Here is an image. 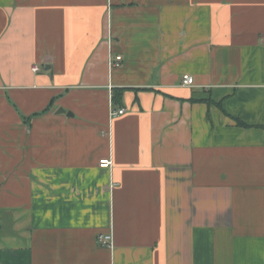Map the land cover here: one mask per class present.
<instances>
[{
  "label": "crops",
  "instance_id": "obj_1",
  "mask_svg": "<svg viewBox=\"0 0 264 264\" xmlns=\"http://www.w3.org/2000/svg\"><path fill=\"white\" fill-rule=\"evenodd\" d=\"M0 224V264H264V0H0Z\"/></svg>",
  "mask_w": 264,
  "mask_h": 264
},
{
  "label": "built area",
  "instance_id": "obj_2",
  "mask_svg": "<svg viewBox=\"0 0 264 264\" xmlns=\"http://www.w3.org/2000/svg\"><path fill=\"white\" fill-rule=\"evenodd\" d=\"M122 60V56L118 55L114 58H112L111 60V64L113 65H120V61ZM40 66L35 65L33 67L34 71H38L40 70ZM195 83V79L191 74H184L182 77V85L184 86H192ZM126 112L125 108H120V109H112L111 114L112 116H117V115H121L124 114ZM113 165V160L111 158H103L100 160V166L103 168H110ZM97 241L100 245L102 246H107V247H113L114 246V242H113V234L112 232L109 233H104V232H100L97 236Z\"/></svg>",
  "mask_w": 264,
  "mask_h": 264
},
{
  "label": "trees",
  "instance_id": "obj_3",
  "mask_svg": "<svg viewBox=\"0 0 264 264\" xmlns=\"http://www.w3.org/2000/svg\"><path fill=\"white\" fill-rule=\"evenodd\" d=\"M50 106H51V104L48 105V107H47L45 110H43V112L49 110ZM37 114H38V113H37ZM0 228H1V224H0Z\"/></svg>",
  "mask_w": 264,
  "mask_h": 264
},
{
  "label": "water",
  "instance_id": "obj_4",
  "mask_svg": "<svg viewBox=\"0 0 264 264\" xmlns=\"http://www.w3.org/2000/svg\"><path fill=\"white\" fill-rule=\"evenodd\" d=\"M46 68H48V67H46ZM59 112H65V110L63 108H60Z\"/></svg>",
  "mask_w": 264,
  "mask_h": 264
}]
</instances>
